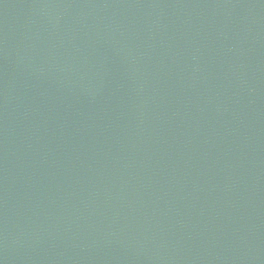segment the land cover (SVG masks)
<instances>
[{
	"label": "water",
	"instance_id": "1",
	"mask_svg": "<svg viewBox=\"0 0 264 264\" xmlns=\"http://www.w3.org/2000/svg\"><path fill=\"white\" fill-rule=\"evenodd\" d=\"M0 264H264V0H0Z\"/></svg>",
	"mask_w": 264,
	"mask_h": 264
}]
</instances>
